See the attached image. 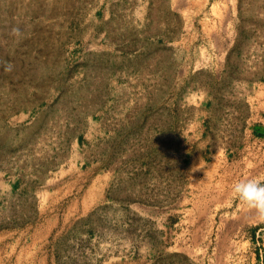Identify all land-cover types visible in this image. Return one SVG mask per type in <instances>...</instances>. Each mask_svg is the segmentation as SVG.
<instances>
[{"label":"rangeland","instance_id":"rangeland-1","mask_svg":"<svg viewBox=\"0 0 264 264\" xmlns=\"http://www.w3.org/2000/svg\"><path fill=\"white\" fill-rule=\"evenodd\" d=\"M264 0H0V264H264Z\"/></svg>","mask_w":264,"mask_h":264},{"label":"clouds","instance_id":"clouds-1","mask_svg":"<svg viewBox=\"0 0 264 264\" xmlns=\"http://www.w3.org/2000/svg\"><path fill=\"white\" fill-rule=\"evenodd\" d=\"M232 192L246 210L254 213L255 223H264V182L240 180L233 184Z\"/></svg>","mask_w":264,"mask_h":264}]
</instances>
